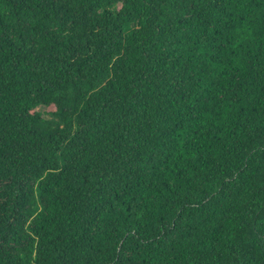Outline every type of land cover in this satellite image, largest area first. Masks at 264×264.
<instances>
[{
	"label": "trees",
	"instance_id": "trees-1",
	"mask_svg": "<svg viewBox=\"0 0 264 264\" xmlns=\"http://www.w3.org/2000/svg\"><path fill=\"white\" fill-rule=\"evenodd\" d=\"M0 264H264V0H0Z\"/></svg>",
	"mask_w": 264,
	"mask_h": 264
},
{
	"label": "rangeland",
	"instance_id": "rangeland-1",
	"mask_svg": "<svg viewBox=\"0 0 264 264\" xmlns=\"http://www.w3.org/2000/svg\"><path fill=\"white\" fill-rule=\"evenodd\" d=\"M39 110L40 111H46V110H48V108H43V107H39ZM44 115V114H43ZM45 116V115H44Z\"/></svg>",
	"mask_w": 264,
	"mask_h": 264
}]
</instances>
